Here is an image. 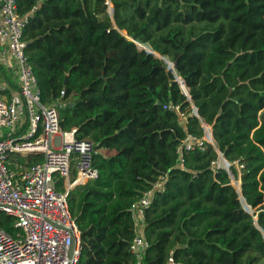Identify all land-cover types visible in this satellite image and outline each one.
Segmentation results:
<instances>
[{
  "label": "trees",
  "instance_id": "1",
  "mask_svg": "<svg viewBox=\"0 0 264 264\" xmlns=\"http://www.w3.org/2000/svg\"><path fill=\"white\" fill-rule=\"evenodd\" d=\"M15 3L27 17L23 40L41 103L56 107L63 131L94 144L98 177L68 196L78 264H134L130 208L161 177L164 190L142 212L143 264H264V0ZM165 59L197 69L193 82L181 79L189 100ZM0 78L17 89L1 65ZM204 125L215 146L179 156L180 142L202 139ZM218 153L229 172L212 173ZM14 222L0 212L12 236Z\"/></svg>",
  "mask_w": 264,
  "mask_h": 264
},
{
  "label": "built area",
  "instance_id": "2",
  "mask_svg": "<svg viewBox=\"0 0 264 264\" xmlns=\"http://www.w3.org/2000/svg\"><path fill=\"white\" fill-rule=\"evenodd\" d=\"M105 4L111 9V4ZM108 9V11H109ZM21 17L15 0H0V46L3 59L13 65L16 90L0 84V212L12 217V236L0 229V264H78L81 234L68 205L69 192L78 185L94 181L98 171L93 166L94 144L75 139V129L63 131L56 107L41 103L40 92L26 56ZM181 91L189 100L183 81L177 77ZM179 112V107L169 106ZM191 114L196 109L191 106ZM181 118L185 114L180 113ZM204 125L203 127H205ZM202 139L187 135L177 147V154L204 150ZM41 157L31 165L14 164L16 158ZM183 167V160H179ZM14 164L15 169L10 166ZM240 174L243 167L233 163ZM220 153L211 163L212 173L229 171ZM161 177L130 208L135 222L129 252L134 264H143L146 243L139 214L147 208L153 194L164 190ZM61 183V186H59Z\"/></svg>",
  "mask_w": 264,
  "mask_h": 264
},
{
  "label": "rangeland",
  "instance_id": "3",
  "mask_svg": "<svg viewBox=\"0 0 264 264\" xmlns=\"http://www.w3.org/2000/svg\"><path fill=\"white\" fill-rule=\"evenodd\" d=\"M109 9V8H108ZM112 12V7L111 9H109V14H111ZM176 34V32H173L170 34V37H173ZM174 39V37H173ZM174 42L177 44L176 40H174ZM178 46H181L180 44H177ZM139 49L145 50L147 52H151L150 48L148 46L145 45H138ZM157 57L161 58L160 54L158 53H154ZM165 62L167 64V68L173 73V75L177 78V77H181L180 79H184L186 80L187 85L191 82L194 81L195 78V73L197 72V69L195 67H183V68H177L178 65V59H176L175 61H168L165 59ZM181 66V65H180ZM9 69H7L8 71ZM180 70V71H179ZM13 71H9L10 74H12ZM3 83L2 79L0 78V84ZM6 84V83H5ZM210 127V126H208ZM207 128V127H206ZM229 172V171H228ZM231 185L236 188L237 190V184L239 182V178L238 180H234L233 177H231ZM251 213H253V210H251ZM260 264H263V261L260 262Z\"/></svg>",
  "mask_w": 264,
  "mask_h": 264
},
{
  "label": "crops",
  "instance_id": "4",
  "mask_svg": "<svg viewBox=\"0 0 264 264\" xmlns=\"http://www.w3.org/2000/svg\"><path fill=\"white\" fill-rule=\"evenodd\" d=\"M3 50H4V47L0 46V65H1L2 67H4L6 71H7V69H9L7 72H9L10 69H11V71H13V65L10 64L9 61H8L6 58L3 59V57H2L1 52H2ZM12 74H13V78H14V83L16 84L15 73L12 72ZM5 83H6V82H5ZM206 127H207V128H210V136L212 137L211 127H208L207 125L204 127V137L206 138V132H207V128H206ZM206 140H207V139H206ZM209 143H210L212 146H215L213 138H212V141H209ZM16 159H17V158H16ZM22 159H23V158H22ZM24 159H25V158H24ZM12 165L14 166V169H15V165H14V164H12ZM138 218H139V221H140L141 225H143V213L139 214Z\"/></svg>",
  "mask_w": 264,
  "mask_h": 264
},
{
  "label": "water",
  "instance_id": "5",
  "mask_svg": "<svg viewBox=\"0 0 264 264\" xmlns=\"http://www.w3.org/2000/svg\"><path fill=\"white\" fill-rule=\"evenodd\" d=\"M240 184H241V182H240V180H239V182H238V186H237V190H236V191H237V192L239 193V195H240V200H243V199H242V196H241V192H240V188H241ZM235 189H236V188H235ZM241 203H242V202H241ZM242 207H243V206H242ZM243 209H244V208H243ZM244 210H245V209H244ZM245 211H246V210H245ZM246 212L249 213L250 215H252V213H250V212H248V211H246ZM253 219L256 220V216H254Z\"/></svg>",
  "mask_w": 264,
  "mask_h": 264
}]
</instances>
